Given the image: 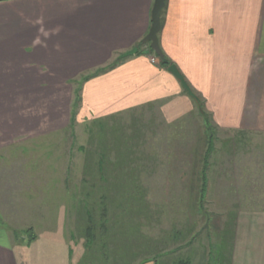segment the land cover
<instances>
[{
  "label": "rangeland",
  "instance_id": "1",
  "mask_svg": "<svg viewBox=\"0 0 264 264\" xmlns=\"http://www.w3.org/2000/svg\"><path fill=\"white\" fill-rule=\"evenodd\" d=\"M80 81L0 110V225H15L17 242L31 236L19 223L32 222L31 215L21 222L19 191L47 180L46 190L40 188L45 204L18 205L45 213L52 230H62L85 259L218 264L221 246L264 244L263 133L220 130L210 122L215 151L200 202L202 118L163 120L151 107L93 120L80 112Z\"/></svg>",
  "mask_w": 264,
  "mask_h": 264
},
{
  "label": "crops",
  "instance_id": "2",
  "mask_svg": "<svg viewBox=\"0 0 264 264\" xmlns=\"http://www.w3.org/2000/svg\"><path fill=\"white\" fill-rule=\"evenodd\" d=\"M152 5L153 0H0V110L94 75L82 84L80 108L93 120L151 107L163 120L197 115L192 97L141 44ZM161 13L163 57L211 123L264 134V0H166ZM134 48L135 55L120 59ZM46 181L38 188L23 185L17 203L45 204ZM18 204L21 222L32 216L18 229L34 239L17 242L15 225H0V264H104L74 253L45 213L33 214L35 207L28 206L23 211ZM216 258L218 264H264V244L221 246Z\"/></svg>",
  "mask_w": 264,
  "mask_h": 264
},
{
  "label": "trees",
  "instance_id": "3",
  "mask_svg": "<svg viewBox=\"0 0 264 264\" xmlns=\"http://www.w3.org/2000/svg\"><path fill=\"white\" fill-rule=\"evenodd\" d=\"M162 14V13H161ZM161 14H160V17H161ZM149 51V49H148ZM149 53L151 55H153L155 57V59L157 60L159 66H161L163 69H168L170 66H172V64H170V62H168L164 57L162 60H160L159 58H157L153 52L149 51ZM112 68V66L110 67ZM110 68H107L105 70H100L98 71L96 75L98 74H101V73H104L106 71H108ZM94 75L92 76H85L84 78L81 77V80L83 79L84 80V83L86 81H88L89 79L93 78ZM80 84H82L83 82H79ZM185 94L187 95L188 93L184 90ZM80 93V92H79ZM192 97V100L195 102L197 108H196V114L202 118V123H203V127H204V132H205V135H206V139H207V148H206V151H205V154L203 156V167H202V170L199 174V180L201 182V187H200V197H199V200L200 202L204 201L205 197H206V193H207V185H208V176H207V171H208V159L211 157V155L214 153L215 149H214V141H215V137L213 135V132L216 128L212 127L213 125H211V121L208 119V117L203 113V110L201 108V106H199V104L197 103L198 100L195 96H191ZM79 100V96H77L76 98V101L78 102ZM197 101V102H196ZM76 105L74 104V107ZM102 162L101 164H99V167H98V171L99 172H102ZM90 229L87 230V232L85 233L86 236L88 238H92V233L89 231ZM34 238L33 237H30L29 241L33 240ZM153 262V261H152ZM177 264H188L187 261H179Z\"/></svg>",
  "mask_w": 264,
  "mask_h": 264
},
{
  "label": "water",
  "instance_id": "4",
  "mask_svg": "<svg viewBox=\"0 0 264 264\" xmlns=\"http://www.w3.org/2000/svg\"><path fill=\"white\" fill-rule=\"evenodd\" d=\"M165 2H166V0H153V5H152L151 15H150V21H151L150 28H149L147 35L145 36V38L141 42L142 45H148L149 51L153 52L154 55L157 58H159L160 60L163 59V54L159 48L158 34L161 30L160 14L165 7ZM149 51H147L146 53H148ZM136 53H137V49L134 48L131 51H129L125 54H122L120 56V59H124V58L130 57V56H133ZM167 71L180 82L183 89L190 96H193L189 87L185 83L183 77L181 76V74L178 72V70L176 69V67L174 65L170 66L167 69Z\"/></svg>",
  "mask_w": 264,
  "mask_h": 264
},
{
  "label": "built area",
  "instance_id": "5",
  "mask_svg": "<svg viewBox=\"0 0 264 264\" xmlns=\"http://www.w3.org/2000/svg\"><path fill=\"white\" fill-rule=\"evenodd\" d=\"M155 61V59H152V62H154Z\"/></svg>",
  "mask_w": 264,
  "mask_h": 264
}]
</instances>
